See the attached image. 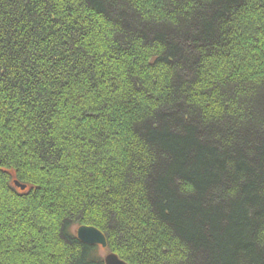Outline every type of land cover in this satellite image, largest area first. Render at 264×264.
<instances>
[{"label": "trees", "instance_id": "trees-1", "mask_svg": "<svg viewBox=\"0 0 264 264\" xmlns=\"http://www.w3.org/2000/svg\"><path fill=\"white\" fill-rule=\"evenodd\" d=\"M103 251L264 264V0H0V264Z\"/></svg>", "mask_w": 264, "mask_h": 264}, {"label": "water", "instance_id": "water-1", "mask_svg": "<svg viewBox=\"0 0 264 264\" xmlns=\"http://www.w3.org/2000/svg\"><path fill=\"white\" fill-rule=\"evenodd\" d=\"M17 183V186L21 188L22 191L26 190L27 186ZM77 235L81 242L90 246H103L106 248L107 242L103 234H101L96 228L89 227L88 225H83L77 229ZM105 264H124L119 257L112 254L107 255L105 258Z\"/></svg>", "mask_w": 264, "mask_h": 264}, {"label": "bare ground", "instance_id": "bare-ground-1", "mask_svg": "<svg viewBox=\"0 0 264 264\" xmlns=\"http://www.w3.org/2000/svg\"><path fill=\"white\" fill-rule=\"evenodd\" d=\"M89 227H92V228H96L101 234H103L104 235V237H105V239H106V242L108 241V238H107V235L106 234H104L98 227H96V226H91V225H88ZM79 228V227H78ZM77 228V229H78ZM78 238H79V236H78ZM80 240V239H79ZM81 241V240H80ZM107 244H108V242H107ZM99 246V245H98ZM102 247V249H104V250H106L107 249V247L106 248H104L103 246H101ZM106 253V257H107V255H109V254H112V255H114V256H117V257H119L120 258V260H122L123 261V263L124 264H130V263H128L124 258H122L118 253H116V252H114V251H106L105 252ZM106 257H104V263H105V258Z\"/></svg>", "mask_w": 264, "mask_h": 264}, {"label": "rangeland", "instance_id": "rangeland-1", "mask_svg": "<svg viewBox=\"0 0 264 264\" xmlns=\"http://www.w3.org/2000/svg\"><path fill=\"white\" fill-rule=\"evenodd\" d=\"M76 232H77V229H76ZM101 254H102V256L106 257L105 256L106 255L105 251H103Z\"/></svg>", "mask_w": 264, "mask_h": 264}]
</instances>
